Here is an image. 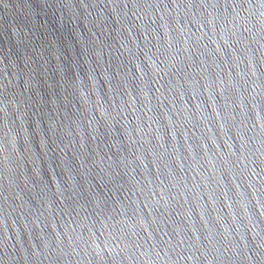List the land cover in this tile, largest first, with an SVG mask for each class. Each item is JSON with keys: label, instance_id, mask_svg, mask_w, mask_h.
<instances>
[{"label": "water", "instance_id": "95a60500", "mask_svg": "<svg viewBox=\"0 0 264 264\" xmlns=\"http://www.w3.org/2000/svg\"><path fill=\"white\" fill-rule=\"evenodd\" d=\"M0 264H264V0H0Z\"/></svg>", "mask_w": 264, "mask_h": 264}]
</instances>
